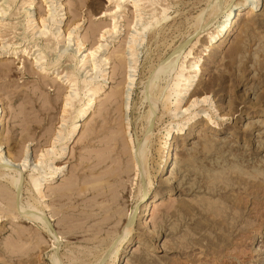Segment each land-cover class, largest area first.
Here are the masks:
<instances>
[{
  "label": "rangeland",
  "instance_id": "obj_1",
  "mask_svg": "<svg viewBox=\"0 0 264 264\" xmlns=\"http://www.w3.org/2000/svg\"><path fill=\"white\" fill-rule=\"evenodd\" d=\"M230 1L0 0V264H264V0L206 49Z\"/></svg>",
  "mask_w": 264,
  "mask_h": 264
},
{
  "label": "bare ground",
  "instance_id": "obj_2",
  "mask_svg": "<svg viewBox=\"0 0 264 264\" xmlns=\"http://www.w3.org/2000/svg\"><path fill=\"white\" fill-rule=\"evenodd\" d=\"M223 0H217V2H218V4H219V2H220V5H221V2H222ZM230 1V0H229ZM228 2V1H227ZM226 2V3H227ZM255 1H251V0H246L245 2L244 1H242V0H232V1H230L229 3H227V5L226 6H224L223 8H222V10H223V13H225V15L227 16V19H225L223 22H221L219 25H218V27H217V33H214L213 35H212V37H211V39H210V42H209V44L207 45V46H205L206 47V49H212V47H213V45H215V44H223V43H225L226 41H227V39H229L228 37H230V35H231V33L232 32H234V28L238 25V23L242 20V19H244V18H246V17H248V18H251V17H253V15H255V13H256V11H258L257 10V4L256 3H254ZM210 3V2H209ZM62 5V4H61ZM219 5V6H220ZM264 5V4H263ZM217 6V5H216ZM219 6H218V8H219ZM211 10V9H210ZM216 11V10H215ZM64 12V11H63ZM204 12V11H203ZM263 14H264V9H263ZM53 15V14H52ZM67 16V14H64L63 16H61V15H59V17H61V20H63L65 17ZM209 18V17H208ZM207 18V19H208ZM203 19V18H202ZM201 19V20H202ZM201 23V22H200ZM146 28H143V30H145ZM93 32H94V30H93ZM141 32V31H140ZM95 33H96V29H95ZM135 41L136 40H134V42L133 43H135ZM131 52V51H130ZM178 52V51H177ZM176 55H179V54H177L176 53ZM174 56V55H173ZM181 57V56H180ZM180 57H178V59H180ZM119 58L121 59L122 57H120L119 56ZM176 58H177V56H176ZM173 59H174V61L176 60L175 59V57H173ZM162 61V60H161ZM174 61H170L169 60V62L168 63H166L165 64V62L163 63L165 66H163V68H162V66H160L161 68L160 69H158V72H159V74L157 73V75H160L161 76V71H163V69H164V73H167V72H170L172 69L173 70H175L174 69V67H175V62ZM178 61V60H177ZM176 61V62H177ZM199 62H201V61H203L202 60V57H199V60H198ZM178 63V62H177ZM176 63V64H177ZM199 65H195V67H196V71H195V74H196V77L199 75V73L201 72V69L198 67ZM177 67V66H176ZM175 67V68H176ZM154 71V70H153ZM174 72V71H173ZM173 72H171L172 74H173ZM176 72V71H175ZM151 73V72H150ZM163 73V72H162ZM172 74H170V75H172ZM156 75V76H157ZM163 75V74H162ZM203 75V74H202ZM155 76V75H154ZM155 76V77H156ZM159 77V76H158ZM157 77V78H158ZM162 77V76H161ZM160 77V78H161ZM165 77V76H164ZM163 77V78H164ZM153 78V77H152ZM184 78V76H183V74H180L179 75V80H178V82L175 84V87H176V89H180L181 88V82L183 81L182 79ZM159 79V78H158ZM195 79V76L194 77H191V79L190 80H188L189 81V83H191V84H189L187 87H186V89H185V91H193L192 90V87H193V82L195 81L194 80ZM155 81H156V79H155ZM159 81V80H158ZM152 82H153V80H152ZM167 84H169V83H167ZM154 86H155V83L153 82L152 83V88H151V92H153V90H154ZM157 86V85H156ZM155 86V87H156ZM169 88V87H168ZM102 89V88H101ZM162 90V89H161ZM100 91V90H99ZM98 92V91H97ZM180 92H182V91H178V90H176L175 91V94L176 95H179L180 94ZM94 93H96V92H94ZM159 93H160V91H159ZM163 93V92H162ZM161 93V94H162ZM163 95V94H162ZM168 95V94H167ZM161 98V97H160ZM163 98V97H162ZM166 98V97H165ZM157 99H159V97L157 98ZM206 99V98H205ZM164 100V99H163ZM128 101V100H127ZM126 101V102H127ZM158 102H159V100H158ZM159 103H161V101L159 102ZM126 104V103H125ZM156 104H157V102H156ZM193 104V103H192ZM157 106V105H156ZM156 106L152 109V113H151V119H153V117H154V113L157 111V108H156ZM191 106V105H190ZM126 108H128V103H127V107ZM189 108V107H188ZM89 112V108L88 109H85V110H82L81 111V116L82 117H87L88 116V114L90 113H88ZM150 120V119H149ZM4 122H5V119H4V109L3 108H1L0 107V128L2 127V125L4 124ZM150 122V121H149ZM151 123V122H150ZM149 123V124H150ZM187 129H189V128H187ZM150 135H151V133H150ZM149 135V136H150ZM168 141L170 140L171 142L169 143V146H168V148H167V152H166V154H165V156H166V161H165V163L162 165V168H161V172L162 173H165L169 168H170V163H171V159H172V157H173V153H174V149H173V145H172V137L170 136V132H168ZM0 136H1V132H0ZM173 136H174V134H173ZM171 138V139H170ZM148 139V138H147ZM0 141L2 142V140H1V137H0ZM148 142H149V140H148ZM2 149H4L3 147H2V144H0V169L2 168L3 169V172L4 173H1L0 174V179H1V177H3V175L5 174H7V176H9L10 174V172L9 171H11V169H13V170H15L16 171V173H18L19 174V177H20V179H16L15 177H13L12 178V182H11V184H12V186L15 188V189H18L20 186L22 187V174L20 173V171L18 172L17 170H16V168H14V167H12V164H13V166H14V158L11 156V154L10 153H8V152H6V153H4V151H5V149H4V151L2 150ZM145 153H144V151L143 150H141V152H140V155H141V159L142 160H144L145 158H144V155ZM144 155V156H143ZM26 158V157H25ZM23 160V159H22ZM27 162V161H26ZM145 165V164H144ZM145 169V168H144ZM2 171V170H1ZM14 171V172H15ZM145 171V170H144ZM128 172V171H127ZM13 173V172H12ZM23 173V172H22ZM56 174H57V172H54L53 174H52V178H54L55 176H56ZM4 181V180H3ZM5 182V181H4ZM19 182V183H18ZM20 182H21V184H20ZM10 185V184H9ZM21 189V188H20ZM110 192H111V190H110ZM144 194V193H143ZM34 195V194H33ZM72 196V195H71ZM143 197V196H142ZM148 198V197H147ZM17 200V199H16ZM144 200H142V202H143ZM154 201H155V196L153 195V196H151L150 198H148L147 199V204L146 205H144V207H143V216H142V219H143V221H144V219H146L147 217H150L151 216V214H152V212L154 211L153 210V208H154ZM146 202V201H145ZM21 203V202H20ZM17 204H18V202H17ZM22 204V203H21ZM115 204V203H114ZM36 206V205H35ZM37 209H38V207H37ZM40 210V209H39ZM138 210V209H137ZM42 212V211H41ZM40 212V213H41ZM26 213V212H25ZM43 213V212H42ZM27 218L29 217V219L31 220L32 219V221L34 220V221H42V223L43 222H45L43 225H46L45 227H47V229H49L48 231H53V230H51V228H50V224L49 223H46V221H45V219H44V217L42 218V215L41 216H39L38 214H34L33 216L32 215H27L26 216ZM147 221V220H146ZM130 226V225H129ZM130 229H131V227H130ZM129 229V230H130ZM128 230V229H127ZM128 230V231H129ZM55 231V230H54ZM130 232V231H129ZM52 234H53V232H52ZM51 234V235H52ZM55 235V234H54ZM57 235V234H56ZM53 237H55V236H53ZM56 237H58V236H56ZM55 237V238H56ZM56 239H59V238H56ZM59 246V245H58ZM258 252V251H257ZM58 260V259H57ZM183 263V262H182ZM59 264V263H58Z\"/></svg>",
  "mask_w": 264,
  "mask_h": 264
}]
</instances>
